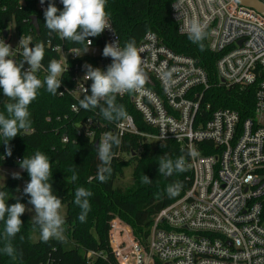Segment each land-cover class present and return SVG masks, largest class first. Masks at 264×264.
<instances>
[{"label":"built area","instance_id":"2783aa9c","mask_svg":"<svg viewBox=\"0 0 264 264\" xmlns=\"http://www.w3.org/2000/svg\"><path fill=\"white\" fill-rule=\"evenodd\" d=\"M171 15L181 34L188 35L186 27L193 20L204 26L209 49L221 54L216 67L222 83L257 85L255 116L242 120L235 110L212 109L204 102L210 84L205 69L147 32L137 48L143 71L154 84L118 96L129 97L150 130H140L131 114L118 123L96 115L86 118L77 133L98 144L107 132L121 140L139 136L141 144L173 139L194 154L188 165L192 186L155 215L146 242L114 217L109 243L119 264H264V15L237 0H175ZM110 23L113 31L106 29L99 44L90 38L87 52L86 43L53 46L58 61L68 68L61 84L62 93L77 100L73 113L82 110L79 101L86 88L90 93L84 65L106 70L112 62L102 55L106 43L118 39L122 47ZM0 38L14 49L13 58L21 56L15 25L1 31ZM48 44L52 46L51 41ZM168 72L171 77L165 79ZM63 141H69L66 134Z\"/></svg>","mask_w":264,"mask_h":264},{"label":"trees","instance_id":"16d2710c","mask_svg":"<svg viewBox=\"0 0 264 264\" xmlns=\"http://www.w3.org/2000/svg\"><path fill=\"white\" fill-rule=\"evenodd\" d=\"M61 0H51L62 10ZM175 0H107L106 11L116 29L122 47L126 41L134 39L138 46L144 35L151 31L155 33L168 48L175 53L194 58L205 69L209 77V87L205 92L204 102L212 109L229 108L237 111L242 120L255 116L257 85L242 87L222 83L217 73V61L221 54L209 49L208 35L203 40L204 50L190 41L188 35L178 31L177 23L171 15V5ZM50 0H45L46 8ZM40 0H0V32L8 29L14 23L18 35H31L32 44L44 43L45 58L43 67L36 73L42 79L47 74L46 69L51 59H59V53L54 45L64 44L65 48L83 47L69 40H60L56 33L49 35L44 25V10L39 7ZM36 17L39 30L34 26ZM96 44L102 42V35L90 37ZM89 38V39H90ZM52 46H49V42ZM22 55L16 58L17 62ZM26 63L24 65V68ZM68 85L69 81H65ZM63 87L52 95L41 88L37 98L29 105L31 126L27 134H20L10 141L12 155L6 156L3 138L0 137V167H19V161L25 156L31 157L36 151H41L50 157L52 162L53 192L66 206L65 231L63 241L52 239L43 242L41 237L33 240V233L40 236L38 226H34L26 211L22 216L21 231L12 239L17 250V258L13 259L0 252V264H119L109 243L110 221L120 217L131 225L137 237L146 242L155 215L166 206L180 199L192 186V174L188 167L190 156L187 148L173 139L141 144V138L127 135L119 147L113 148V172L106 183L97 179L98 159L95 142L78 135V126L90 116L100 115L99 109L82 110L73 113L71 106L77 100L69 93L61 94ZM90 94V93H89ZM6 100L0 89V111H5L3 103ZM117 103L122 104L128 114L135 117L139 129L149 131L141 114L135 109L129 97L117 96ZM102 116V115H100ZM104 119V118H103ZM69 137L68 142L63 136ZM167 154L175 159L186 157L187 171L174 173L171 177L159 175V158ZM127 167H132L133 183L129 186H119L116 180L125 175ZM69 169H75L78 179L68 182L72 175ZM147 175L151 184H142L141 176ZM20 180L29 181L25 170L20 172ZM179 181L183 187L179 195L169 197L166 188L169 184ZM84 187L93 195L89 197L91 210L86 221L81 223L78 216L81 212L74 203L75 190ZM18 182L9 179L0 190L8 192L13 198L7 203H24L28 208L30 197L16 195ZM157 194H160L157 198ZM3 222H0V248L4 245ZM89 253L91 255L89 256Z\"/></svg>","mask_w":264,"mask_h":264},{"label":"clouds","instance_id":"9594fccd","mask_svg":"<svg viewBox=\"0 0 264 264\" xmlns=\"http://www.w3.org/2000/svg\"><path fill=\"white\" fill-rule=\"evenodd\" d=\"M45 0H40L43 4ZM63 9H58L53 2L48 3L44 10V25L49 35L56 33L62 40H69L76 44H85V52L92 44L90 37L100 36L106 29L113 31L109 13L106 11L107 0H61ZM190 41L197 44L201 51L204 50L203 40L206 37L204 26L193 20L186 27ZM32 36H24L19 40L17 47L22 49L23 59L17 62L14 58L12 46L0 38V89L6 100L3 103L5 111H0V137L6 149V156L12 155L10 141L20 134H27L31 126L29 105L37 98L39 90L56 95L61 87L62 76L68 68L61 61L51 59L43 80L38 78L37 72L43 67L45 58L44 43L32 44ZM102 55L111 58V63L106 70L85 64L84 79L91 81L90 94L85 89V95L80 99V107L84 110L99 109L100 115L109 123H118L129 119V114L122 104L117 103V96L124 93L140 92L144 89L147 76L143 71L142 58L134 39L126 41L123 47L118 39L106 43ZM25 63L29 66L26 70ZM171 72L165 74V79H170ZM61 94H63L61 92ZM122 143L118 135L111 132L104 133L96 147L100 165L98 166L97 179L106 183L111 176L113 148ZM194 155L189 153V156ZM19 167L25 170L30 177L23 188L24 195L30 197L28 203L33 207L27 209L24 203L17 202L9 205L7 201L13 198L8 192L0 190V222H3L4 245L0 252L16 259L17 250L12 244V239L21 231L23 222L21 216L26 211H34L32 221L38 226L43 242L52 239L63 241L65 218L61 215L62 200L53 192L52 162L50 157L41 151H36L31 157L25 156L19 162ZM159 175L171 177L174 173L187 171L186 157L178 156L175 159L167 154L160 156ZM72 175L68 182L78 179L75 169H69ZM13 178H21L20 173H13ZM142 184H151L152 180L147 175L141 176ZM183 185L179 181L169 184L166 193L169 197L179 195ZM93 193L84 188L75 190L74 203L81 212L78 220L83 223L91 210L89 197ZM160 194H157L159 198Z\"/></svg>","mask_w":264,"mask_h":264},{"label":"rangeland","instance_id":"374dc122","mask_svg":"<svg viewBox=\"0 0 264 264\" xmlns=\"http://www.w3.org/2000/svg\"><path fill=\"white\" fill-rule=\"evenodd\" d=\"M12 26L14 27V23L12 24ZM132 167H127L125 170V175L122 178H119L116 180V184L119 186H129L133 183V175H132ZM22 172L21 168H15V167H0V188L5 185V183L9 180V179H15L13 178V173H20ZM16 181L18 182V189L16 190V195H20L23 191L24 186L26 185V183L28 182L27 180H20L16 179ZM33 206L32 205H28L27 209H31ZM29 213L30 219L32 220V217L34 215V211H27ZM61 215L65 217L66 215V206L62 205V209H61ZM120 218V217H118ZM120 220L122 221V223H125L127 225H129L131 227L130 224H128L126 221H124L122 218H120ZM132 229V227H131ZM133 231V229H132ZM134 236L137 237V235L135 234V232L133 231ZM39 235L34 232L33 233V240L39 239ZM138 238V237H137ZM139 239V238H138Z\"/></svg>","mask_w":264,"mask_h":264},{"label":"water","instance_id":"95a60500","mask_svg":"<svg viewBox=\"0 0 264 264\" xmlns=\"http://www.w3.org/2000/svg\"><path fill=\"white\" fill-rule=\"evenodd\" d=\"M238 3H240L243 6L246 7H250L252 9H255L256 11H258L259 13H261L262 15H264V1L262 0H237ZM34 19V26L37 28V30H39V25L37 23L36 17L33 18ZM16 60V58H14ZM146 74V73H145ZM147 76V82L150 85H153L154 82L152 81V79L150 78V76L148 74H146ZM261 124L264 125V115L261 119ZM96 147L98 146V143H95Z\"/></svg>","mask_w":264,"mask_h":264}]
</instances>
